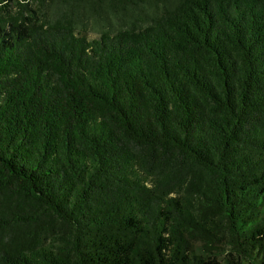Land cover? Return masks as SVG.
I'll return each instance as SVG.
<instances>
[{
	"label": "trees",
	"instance_id": "16d2710c",
	"mask_svg": "<svg viewBox=\"0 0 264 264\" xmlns=\"http://www.w3.org/2000/svg\"><path fill=\"white\" fill-rule=\"evenodd\" d=\"M0 264H264V0H0Z\"/></svg>",
	"mask_w": 264,
	"mask_h": 264
}]
</instances>
